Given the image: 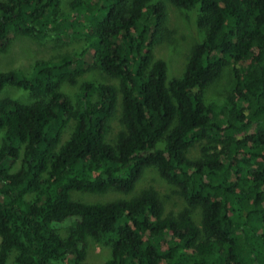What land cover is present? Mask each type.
<instances>
[{
  "label": "trees",
  "instance_id": "1",
  "mask_svg": "<svg viewBox=\"0 0 264 264\" xmlns=\"http://www.w3.org/2000/svg\"><path fill=\"white\" fill-rule=\"evenodd\" d=\"M166 1L198 8L205 30L181 77L156 55L173 32ZM166 1L0 0V54L16 35L86 41L0 71V92L31 95L0 99V264H264V0ZM229 66L233 86L207 101ZM91 68L119 84L86 81L74 102L62 85ZM149 168L183 208L136 193ZM91 243L110 257L90 260Z\"/></svg>",
  "mask_w": 264,
  "mask_h": 264
},
{
  "label": "rangeland",
  "instance_id": "2",
  "mask_svg": "<svg viewBox=\"0 0 264 264\" xmlns=\"http://www.w3.org/2000/svg\"><path fill=\"white\" fill-rule=\"evenodd\" d=\"M73 0H62L61 9L63 12H68ZM166 1V0H162ZM169 10V26L173 30L171 40L165 42L156 48V55L167 62L168 78L181 77L187 66L188 57L192 47L201 42L205 36V30L199 28L197 24L199 10L180 9L171 3L167 2ZM86 41L84 38L75 40H65L61 38L51 37L43 41L33 38L28 35H16L4 53L0 54V71L9 69H20L26 72H31L32 67L38 59H56L63 54L80 51L85 47ZM80 68L83 67V62H78ZM86 81L95 82H111L119 84L117 78L109 77L101 72L100 69L91 68L75 77L74 81H66L62 85V89L73 99L77 100V95L81 87ZM233 86V74L231 66L225 69L224 74L205 90V99L207 101H221L225 93ZM6 96L15 97L23 101H30L31 95L16 86L7 85L0 92V99ZM119 113L113 121L114 132L118 129ZM3 140V132L0 131V147ZM199 153L197 147L195 155ZM146 187H154L157 189L164 200L166 210H179L184 206L183 197L177 192V188L169 184L155 168H149L144 173L139 181L136 193ZM74 193V192H73ZM72 193L76 199L83 201H108L121 197H129L133 194H122L119 192H109L98 194L92 192H75ZM1 241V238H0ZM90 260L103 263L110 257L111 251L108 246H99L96 243H91L89 250ZM15 252L9 257L6 264H18L15 260Z\"/></svg>",
  "mask_w": 264,
  "mask_h": 264
}]
</instances>
